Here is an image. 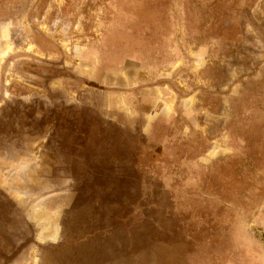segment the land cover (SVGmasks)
<instances>
[{"label":"rangeland","instance_id":"obj_1","mask_svg":"<svg viewBox=\"0 0 264 264\" xmlns=\"http://www.w3.org/2000/svg\"><path fill=\"white\" fill-rule=\"evenodd\" d=\"M0 264H264V0H0Z\"/></svg>","mask_w":264,"mask_h":264},{"label":"crops","instance_id":"obj_2","mask_svg":"<svg viewBox=\"0 0 264 264\" xmlns=\"http://www.w3.org/2000/svg\"><path fill=\"white\" fill-rule=\"evenodd\" d=\"M195 54L197 55L198 61H199L197 62V64L201 65L200 63L204 62L203 61L204 56L207 55V48L201 47L197 51H195ZM180 63H182L181 65H183V67H186V65L188 64L187 62H185L184 59H182V61L180 62L172 61L168 63V68L173 70V68L175 69V67L177 66L179 67ZM173 72L174 71L169 73V75L166 78L167 80L153 82L154 85L152 86V89H151L152 92L154 89L158 91L157 96H155L153 100L155 109L153 110L150 116L148 114H143L142 112L140 113V115L143 119L152 120L155 122L154 128L152 127V131H151L152 134H154L155 139L158 137V134L163 132L164 130L167 131V134H169V136L172 135V139L174 140L177 138H182L183 131L184 132L186 131L188 132V134L184 136L187 139H190L191 142L189 143V145L187 144L188 146L187 145L184 146L183 149H188V150H195L197 148L199 149L200 146L204 147V144L201 141H195L193 138L196 137L197 129L201 127H206L204 123L203 124L200 123L199 120L206 117L207 112L209 114H212L211 113L212 111H209L204 108L203 104H205V100L203 98V93L200 90L191 91L190 89L188 92L182 91L181 94L177 93L178 94L177 95L176 91H174L173 88L171 87L173 86V80L175 78L174 75L173 76L171 75ZM202 75H203L202 73H199V72L196 73V77L198 76L200 79ZM182 80L184 81L186 85L187 84L190 85V83L188 82L189 79L188 80L182 79ZM136 86H138V83L136 84ZM164 87H166L167 90H165ZM189 88H191V86L187 87V89ZM170 92H172L173 94L171 95V97H170ZM176 101H178L179 107H176L177 106ZM192 101H194V103ZM168 105H170V108H168ZM161 117L169 118L167 120L168 121L167 126H164V124L162 123L163 120ZM145 122L147 123V121ZM168 147H170V145Z\"/></svg>","mask_w":264,"mask_h":264},{"label":"trees","instance_id":"obj_3","mask_svg":"<svg viewBox=\"0 0 264 264\" xmlns=\"http://www.w3.org/2000/svg\"><path fill=\"white\" fill-rule=\"evenodd\" d=\"M214 98V97H213ZM213 100V99H212ZM209 104H211V102H209ZM161 134H163V132H161ZM169 134H163V135H161V137H159V140H162L163 142H164V144L167 146H169L170 145V148H174L175 150H177L176 151V153H178V154H180L179 152H178V150L179 149H181V147H179L180 146V143L181 142H179L180 141V139L181 138H177V139H172V135H170L169 137ZM170 139V140H169ZM195 141H201L203 144H204V147L207 145L206 144V141L204 140V139H202V138H200L199 136H196V137H194L193 138ZM176 141H178L179 142V144L177 145L176 144ZM212 141H213V139H212ZM191 142V140L189 139V142L188 143H190ZM204 147H202V146H200L199 147V149L200 150H202ZM199 149L197 148L196 149V151L194 152V153H191V154H186L185 156H193V154H196L197 153V151H199ZM190 151H192V150H190ZM186 157V158H187ZM184 163H188V162H184Z\"/></svg>","mask_w":264,"mask_h":264}]
</instances>
